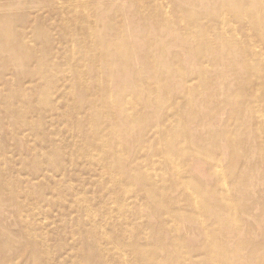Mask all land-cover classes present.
Returning <instances> with one entry per match:
<instances>
[{"label":"bare ground","instance_id":"6f19581e","mask_svg":"<svg viewBox=\"0 0 264 264\" xmlns=\"http://www.w3.org/2000/svg\"><path fill=\"white\" fill-rule=\"evenodd\" d=\"M16 1L14 4V0H0V101L5 104L3 111L6 113L0 118V127L13 138H18L23 129L31 134L37 132L41 124L28 114L41 103L45 89L53 86L52 47L55 48V41L52 40V29L44 28L36 15L50 11L49 16L55 15L65 24L68 19L62 7L52 12V0ZM72 1L69 6L73 11L74 29L60 24L57 30L64 34L58 42L64 46L63 62L71 72L77 73L76 80L70 79L67 92H64L65 98L73 103L64 114L69 113L70 133L80 139L81 160L86 162L79 179L84 191L80 198L65 202L73 210L66 208L64 212L45 217V199L43 202L42 198L36 199L33 186L25 183L12 191L11 180L4 177L5 164L0 161V264H244L252 258H256L255 264H264V237L261 238L258 232L264 215L256 217L254 212L236 205L239 199L254 192L248 181L249 175L250 178L253 175L243 170L233 191L224 189L222 184L221 187L216 184L209 187L205 177L220 179L224 173L219 168L221 162L217 153L209 155L212 161L209 166H202L203 160L195 159L193 166L200 167L197 177L182 170L187 166L190 168V162H193L184 143L189 141L191 148L198 144L197 140L178 133L179 125L186 124L187 127L189 118L193 119V106L188 105L191 113L185 117L173 103L174 97L190 89L191 82L198 79L205 82L204 86H196L201 97L213 83L220 86L217 73L223 70L221 77L226 78L228 60L232 62L227 55L232 56L233 51L225 54V48H236L234 42L219 32L216 39L209 41L214 45L199 44L196 53L202 60H208V65L194 72L191 59H181L179 53H174L177 47L183 51L191 46L185 41L177 45V37L189 36L191 42L192 38L198 42L202 40L203 36L193 25L192 14L179 19L187 25L175 33L167 25L159 27L161 19L153 21L149 10L138 12L123 3L119 6L117 1L112 5L103 0ZM207 1L210 0L195 2L204 6ZM184 3L189 6L190 1ZM178 8L180 5H175L174 11L178 12ZM217 8L256 25L257 29L262 28L261 10L257 14L254 10L249 13L231 9L228 3H221ZM45 10L47 12L42 13ZM79 15L85 18L78 20ZM115 18L122 20L124 27L114 23ZM195 19V25L201 22L200 18ZM213 19L216 29H222L218 14ZM160 33L175 37V42L165 44V37ZM220 39L224 40L225 46L216 48ZM251 70L264 76L262 67L254 66ZM44 78L48 81L43 84ZM157 81L159 85L155 87ZM26 84L33 86L26 88ZM196 88L193 87L195 91ZM159 90L166 92L163 102L173 112L174 126L168 124L170 118H163L161 110L155 122L148 121L151 117L149 107L144 108L136 119L131 115L128 101L132 97L147 102L145 96L153 95L155 105L162 106ZM19 96L26 101L14 104L13 100ZM261 105L254 108V112L263 117V125L258 130L264 134V103ZM50 115L52 117V109ZM12 118L13 122L9 121L8 125L5 121ZM149 129L152 130L148 137ZM27 147L30 148V144ZM26 152L30 153L31 149ZM7 153L6 149H0V156ZM200 154L207 153L200 151ZM223 154L226 160L228 154L226 151ZM49 155L52 162V150ZM235 156L240 162L242 155ZM247 158L251 159L253 155ZM35 171V179L44 176L45 185L52 187L53 184L55 197L52 203L64 201L61 199L63 189L70 197L80 194L72 186L77 173L65 165L54 167L50 163L49 174H43L40 168ZM5 186L12 190L4 193ZM260 204V201H251L256 207ZM262 210L264 214V203ZM44 217L48 224H44ZM49 226H52V238L49 232L43 231ZM14 227L19 228L14 230ZM198 237L203 239L199 241Z\"/></svg>","mask_w":264,"mask_h":264},{"label":"rangeland","instance_id":"374dc122","mask_svg":"<svg viewBox=\"0 0 264 264\" xmlns=\"http://www.w3.org/2000/svg\"><path fill=\"white\" fill-rule=\"evenodd\" d=\"M79 1H83V0H79ZM88 1L94 2V0H86V2ZM114 1H117L119 6H121L123 3L126 4L125 6L128 7L129 9L136 10L138 12L142 11L143 9L145 11L149 10L151 16L154 19L153 21H155L158 18L161 19L160 20L161 25L159 27H164L165 25H167V27L169 26V28L171 29L173 28V31L175 30L174 31L175 33H179L183 29V27H186L187 25L186 22L183 23L179 19H181L182 16H184L185 14L188 13L192 14L194 16L193 25L196 27L198 34L203 36L202 40L198 42V40L194 41V39L192 38L193 42H191L189 40L190 39L189 36L188 38L184 35L180 36L181 38L177 37L176 39H179L177 41V45L188 42L191 43V46H189L187 50H183L184 52L181 50L182 48L177 47L174 53H179L181 59H183L184 57L185 59L187 58L191 59L193 61L192 66L194 72L195 71L198 72L201 69L206 68L208 65V60H202L200 56L196 53L197 52L196 49L198 48L199 44L214 45V43H209V41L216 39L215 37L219 34V32L224 33L225 38L232 40L234 42L236 48H231L230 46H227L225 48V50H227L225 51V54H228L227 53L228 51H233L232 56L227 55L229 59L232 61L230 62L228 60L229 68L227 69L228 71L226 72L227 79L224 78L225 76L221 77L222 73L224 72L223 70L222 71L220 70L221 72L217 73V75L220 77L218 80L219 81L221 80L220 86L218 85L215 86V84L213 83L212 86H209L208 91H204V96L201 97L202 94L199 96L198 94L199 88H196V86L198 85L204 86L205 82L198 79L197 81L191 82V84L189 85L190 89L184 91V93L182 92V94H179V96L177 95L174 97L173 103L176 104L180 112L183 113L182 115L185 114V117H187V114L191 113V109L188 105L191 103V105L193 106L192 109L193 119L192 117L189 118L187 127H185L186 124L185 125L183 124L184 126L179 125L178 133L180 135L182 134L184 136H187L189 139L197 140V144H198V147L196 146L195 148H191L192 145L189 143V141L186 142V144L184 143L183 147H185L190 152V156L192 154L193 162H190L191 163L190 168L187 166V168L182 170L187 171L188 174L194 177H197L200 174V167L193 166L195 159L203 160L202 166L203 165L209 166L210 163H212L209 155L211 153H217L219 155L218 159H220L221 162L219 168L224 172L223 173L224 177L221 176L220 179H217L216 177H212V178L205 177L206 182L207 181L209 182L208 186L210 187L216 184L217 186L221 187L222 184V187L224 189L226 188L228 190L230 189L232 190L233 187H236L235 183H236V179L238 178V175H240V173L243 170L244 171L247 170L248 171L247 173L253 175L252 178H250L249 175L248 181H250V183L252 184L253 186L252 188L254 189V192L252 191L250 194H247L248 196L247 198L244 197L242 199H239L236 202V205L238 207L241 206V208L245 207L249 211L254 212L256 217H261L262 215H264L262 210V203H264V179H263L264 134L260 133L258 130V127L260 125H263L262 122L263 117L261 114L254 112V108H259V106H262L261 104L264 103V86H262L264 84V76L257 75L254 70H251L254 66L259 69L260 67H262V70L264 68V57H263L264 31H261L264 29V13H263L264 1L214 0V4H213V0H210L207 1L208 3L205 2L206 4L204 6L198 5L195 2L196 0L195 1L188 0L190 1L189 6L188 4L184 3L185 0H177V1L167 0L168 2H166V0H161V2L160 0H156V2H154L155 0H127V2L125 0L123 1L103 0V3L107 5H112ZM8 2L9 1H6V3ZM17 2L18 1L14 0V4H16ZM58 2H59L58 0H52V12L53 11L55 12V10L62 7L68 17V19L66 20V24L63 23L61 19L55 15L49 16L48 12L50 11L47 12V10H45V12H42V13L47 12L46 14L37 13L39 15H36V20L42 22L44 24V28H47L48 30L49 28L52 29V40L55 41L54 43L55 48L52 47L53 86L52 88L45 89L44 91L45 97H43V99L40 100L41 103L39 104L37 103L35 107L36 110L31 111L28 114V117H30L34 121H37V123L41 124V126L37 127V132L32 134L30 133V131L23 129L22 132L20 133V136H18V138H13L12 136H9L4 131H1V127H0V131L3 132V135L0 134V149H6L8 152L5 156H0V161L1 163L5 164L6 174L4 177L7 178L8 180H11L9 186L12 187L13 189L12 190L11 188H7V186H5L3 192L5 193L6 191L9 190L16 191L19 188H21V186H23L24 183L29 184L30 186L32 185L34 188V192H35L34 196H36V199L40 200L42 198V202L45 199V201L43 202L45 217H48L51 214L54 215L60 212H64L66 208L68 210H73V208H71L70 205L65 204V202L74 197L80 198L82 196L81 193H83L84 191V186L83 184H81V180L79 179L82 176L81 170L86 166V162L81 160L82 151L81 149L78 148L79 146L78 142L80 141V139H78L76 135L70 133L71 124L69 123L70 120L67 119L69 113H67V115L64 114L68 112V110L73 105L71 100L65 98L64 92L65 91L67 92L68 89L67 85L69 84L68 81L70 79L76 80L77 73L71 72L70 68L68 66H65L62 59L64 46L58 44L60 38L64 36L63 33L61 34L58 33L59 30H57V28L59 29L58 26L60 24H65V26H67L68 28L74 29L75 21H73L72 20L73 18H71V14L73 11H71V7L69 6V3H72L73 1L61 0L60 3ZM221 3H228L231 9L237 8L241 10H247L249 13L250 11L253 12L254 10L253 13L257 14L261 10L262 17L260 23L262 24L261 26L262 28L257 29L256 25L253 26L248 22L241 20L238 16L232 14L231 12L229 13L227 12V14H225L222 8H217L218 5ZM175 5L176 6L180 5L181 7L178 8L180 9L178 12L174 11ZM202 7H205L206 9L201 10ZM214 11H216V13ZM213 12L215 14H213ZM216 14H218L220 18L219 27L222 28L219 31L216 29L215 22L213 19L216 18ZM164 17H166V19ZM83 18H85L84 15L83 16L79 15L78 20L81 21ZM195 18H200L201 22L199 24L196 23L195 25V20H196ZM114 20H115L114 23L116 24L119 23L121 26L124 27V23L121 24L122 20L118 18H115ZM166 20L168 21L166 22ZM42 34L44 36L43 30H42ZM165 34L166 33H160V36L163 35L165 37V44H168L171 41L176 40L175 37L174 38L166 37ZM259 35H261L262 38ZM109 38L112 39V36L111 37L109 36ZM41 42L42 44L45 43L43 38L41 39ZM224 43H225L224 40L220 39L218 43L219 45H216L215 47L216 48H218V46L224 47L225 46ZM209 49H211V47ZM191 56L192 57L194 56L193 57L194 59H192ZM250 63H254V65L250 66ZM175 68L178 69L179 66H176ZM214 68H212V70ZM55 69H57V71H54ZM228 79L230 80L234 79V80L231 82ZM46 81L48 80L44 78L42 80V83L44 84L46 83ZM233 83H235V85ZM158 85L159 83L157 81L156 84H154V86L158 87ZM32 86L33 84L25 85L26 88H30ZM230 86L233 88H230ZM127 87H129L128 84ZM193 87L196 88V91L193 89ZM225 87L227 88L225 89ZM129 91L131 90H128V92ZM163 92L164 91L162 90L158 91V93L162 95L160 98L162 99V103H163L162 106L165 109V111L164 109H162L161 104L155 105L154 100H152L155 99L153 95L145 96L148 101L150 100L149 101L150 103L148 101L145 102L146 99L142 100L137 97H132V99L128 101V105L132 111V114L130 111L132 117L133 118L135 117L136 119L139 116L140 112L143 113L144 108L149 107L148 113L151 116L148 117L150 118L148 120L149 122L151 121L155 122V118L161 115L159 114V111L161 110L160 112H162L163 118L164 117L165 119L170 118L168 119L169 120L168 124L170 125L173 123L171 126H174L175 125L174 119L172 118L173 112L165 105L164 102L166 101L165 100L166 97H164V94L166 92L164 93ZM47 96L49 97V99ZM224 99L226 100L224 101ZM13 101H15L14 104H17L20 101H26V100H24L21 96H19L17 99L15 98ZM4 107L5 104L2 101H0V118L6 115V113L4 114L3 111ZM153 107L154 109H152ZM51 109H52V117L50 115ZM223 115L225 118H223ZM200 116L202 117L200 118ZM195 118H197L196 121L194 120ZM13 120L14 119L12 118L6 120L5 122L9 125V121L13 122ZM164 128L167 129L166 124ZM189 128L191 129L190 131ZM151 130L152 129L148 130V137H149V133H151ZM6 138H8V140H6ZM28 144H30V148L27 147ZM225 144L228 146L227 149ZM200 148H202V150H200ZM27 149L28 150L31 149V152L30 153L26 152ZM51 150H52V162H50V155H49V152ZM140 150L143 151V148H141ZM55 151H57L58 153H55ZM200 151L206 152L207 154L201 155ZM224 151H226L228 154L226 160H225L226 157L223 154ZM236 154L242 155L240 162H238V160L236 159L235 156ZM250 155L251 156L253 155V158L251 159L247 158ZM78 157L80 158L78 159ZM24 158L25 160L23 161ZM50 163H52L54 167H60L61 165H65L66 168H69L72 171H74V173H77L74 179V183L72 182V186L74 185V187L76 188V193H80V194L70 197L67 196L68 191L63 189L62 192L64 194L61 197V199H63L64 201L57 200V202L52 203L53 197H55L54 193L52 192L53 184L52 187L45 185L46 181L44 180V176H40L39 178L35 179L37 176L34 174L36 173L35 169L37 168L43 169V174H49L48 167ZM196 166L198 165L196 164ZM18 171L20 172V175H16ZM47 184L49 185L48 182ZM192 188L195 187L192 186ZM192 193L196 194L195 191H192ZM252 200L260 201L261 202L260 206L256 207V205H251ZM192 201L193 200H191L189 203L191 204ZM50 205H52V207ZM45 217L43 220L44 224H48L49 221L45 220ZM259 224H260L259 226L260 229L258 232L261 235V238H263L264 220L259 222ZM18 228L19 227H14L13 229L17 230ZM43 231L49 232V235L52 238V226L43 229ZM202 239L203 237H198L199 241H201ZM255 260L256 258L248 259L244 261V264H255Z\"/></svg>","mask_w":264,"mask_h":264}]
</instances>
